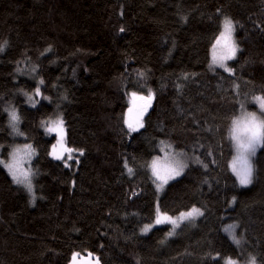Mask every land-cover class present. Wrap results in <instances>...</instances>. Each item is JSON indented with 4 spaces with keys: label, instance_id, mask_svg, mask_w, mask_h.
I'll list each match as a JSON object with an SVG mask.
<instances>
[{
    "label": "trees",
    "instance_id": "1",
    "mask_svg": "<svg viewBox=\"0 0 264 264\" xmlns=\"http://www.w3.org/2000/svg\"><path fill=\"white\" fill-rule=\"evenodd\" d=\"M225 17L231 71L212 65ZM0 45L1 153L35 152L33 194L0 166V264H264V142L250 186L230 167L233 120L264 117V0H0ZM149 96L131 132L126 116ZM60 136L68 162L52 156ZM170 146L190 161L159 193L150 165ZM157 206L203 215L142 233Z\"/></svg>",
    "mask_w": 264,
    "mask_h": 264
},
{
    "label": "snow or ice",
    "instance_id": "2",
    "mask_svg": "<svg viewBox=\"0 0 264 264\" xmlns=\"http://www.w3.org/2000/svg\"><path fill=\"white\" fill-rule=\"evenodd\" d=\"M233 31V21L226 17L223 22V31L220 33V37L217 39V44L222 45L223 47V53L217 56L216 45L213 46V63L220 64V66L225 67L227 71H231V69H228L225 66L224 62L226 60L233 59L237 51L236 47L231 42ZM0 51H3V45H0ZM40 83L43 84V80H41ZM35 95H41L39 87L36 88ZM32 99L33 98L29 96V100L31 101ZM141 99L145 98L141 97ZM253 99L259 103L262 114H264V97L256 96L253 97ZM150 102L151 96L147 98V103L143 107V110L140 111L135 117L131 116L132 109L129 110L130 117L126 121V123L131 131H136L138 130V128L143 127L140 117H142L144 111H147V107L150 106ZM18 122L19 116L13 109L9 113V123L14 132L23 135V133H19V130L17 128ZM48 123L49 132H57L58 135L63 132L62 119L58 118L57 120L49 121ZM230 139L233 142L236 152V155L231 161L230 167L233 173L237 176L239 183L241 185H248L252 182L253 171L250 157L254 155L257 146L264 142V120L258 119L255 113H248L243 118L234 119L232 122V128L230 130ZM57 143L62 144V139L58 140ZM33 151L34 150L32 149L31 145H24L22 148L18 147L13 150L11 154V160L9 162L0 161V164H3L8 169L13 177L14 182L24 185L29 192H32L33 187L31 181L32 173L30 172V170H24L21 167V163L23 158L30 157ZM73 151L75 150L63 147L60 153H57L56 145H53L52 154L56 159H63L64 153H67L68 159L71 160ZM81 154L83 153L81 152ZM151 167L152 174L155 177L154 182L158 181V183L156 184L157 189H162L170 179H174L176 176H179L186 165L183 164L180 160L176 159L175 156H173L168 160L167 163L164 164H161L159 162V158H157L153 160ZM128 171L129 173H131L132 169L129 168ZM202 215L203 212L199 208L193 207L189 211L181 212L178 217L173 218L172 216L167 215V213H162L159 206H157L154 224H171L173 226V231L169 232L168 235H173L175 228L179 227L180 223L184 221L194 220L196 217ZM154 224L145 225L142 231L145 233L150 231ZM232 227L233 226H229L228 230H231ZM235 242L239 244V240H236ZM78 255L79 254H73V264H75ZM226 264H236V262L229 258L226 261ZM250 264H256L255 257L251 258Z\"/></svg>",
    "mask_w": 264,
    "mask_h": 264
},
{
    "label": "rangeland",
    "instance_id": "3",
    "mask_svg": "<svg viewBox=\"0 0 264 264\" xmlns=\"http://www.w3.org/2000/svg\"><path fill=\"white\" fill-rule=\"evenodd\" d=\"M226 18V17H225ZM228 18V17H227ZM230 19V18H229ZM225 20V19H224ZM232 20V19H231ZM233 21V20H232ZM224 22V21H223ZM233 25H234V22H233ZM223 31V24H222V30H221V32ZM220 37V36H219ZM231 42L234 44V46L236 47V49H237V51H236V54H235V57L233 58V59H229V61L225 64V66L228 68V63H230L231 61H233L236 57H237V53H238V45H237V41H236V37H235V25H234V31H233V33H232V37H231ZM223 47H222V45H219L218 47H217V49H216V54H217V56H219V55H221L222 53H223ZM225 63V62H224ZM212 65H214V66H220V64H214L213 63V59H212ZM221 68H225V67H221ZM226 69V68H225ZM133 110V109H132ZM249 113H253L252 111L251 112H249ZM255 113V112H254ZM256 114V116H257V118L258 119H261V120H264V117L262 116V115H260V114H257V113H255ZM137 114H132L131 113V116L132 117H135ZM58 117V116H57ZM129 117H130V113L128 114V118H127V116H126V121L129 119ZM245 117V116H244ZM243 118V117H242ZM54 120H57V119H55V118H52L50 121H54ZM140 120H141V122H142V124L144 125V116L142 115V117H140ZM17 127H18V124H17ZM129 128V127H128ZM142 127H140V128H138V130L139 129H141ZM130 130V129H129ZM131 131V130H130ZM137 131V130H136ZM47 132L48 133H50V134H53V135H56V133H54V132H49L48 130H47ZM63 132H64V141H65V128H64V126H63ZM131 132H134V131H131ZM13 134L14 135H18V133L17 132H14L13 131ZM57 136V135H56ZM63 138V136H60L59 137V140H61ZM57 141H58V138L56 137V142H55V144L54 145H56V149L58 148V143H57ZM64 141L62 140V144H59L60 145V150H59V152L58 153H60V151L62 150V148L63 147H66V148H69L68 146H67V144L65 143L64 144ZM24 145H30V144H21V145H16V146H14L13 148H12V150H11V152H10V155H9V158L8 159H4L3 158V156H2V153H1V147H0V161H5V162H9L10 160H11V154H12V152H13V150L14 149H16V148H18V147H20V148H22ZM171 147V146H170ZM33 149V148H32ZM52 152H53V150H52ZM236 153V152H235ZM65 154V153H64ZM177 154H179V155H177ZM34 156H35V152L33 151L32 152V154H31V156L30 157H24L23 158V160H22V163H21V167L24 169V170H30V172L32 173V170H31V162H32V160H33V158H34ZM52 156H53V154H52ZM173 156H175L176 157V159H178V160H180L183 164H185L186 165V167H184V169H183V171L181 172V174L179 175V176H176L174 179H176V178H179L184 172H185V170H186V168H187V166H188V161H190V159L188 158V156L186 155H182L179 151H177V150H175L174 148H173V146L171 147V148H169L168 149V147H166L165 148V150H164V152H163V155L162 156H158L157 158H159V162L161 163V164H164V163H167L168 162V160L171 158V157H173ZM157 158H155V159H157ZM155 159H153V160H155ZM68 161H70L68 158L66 159V162H68ZM250 161H251V159H250ZM153 162V161H152ZM152 162H151V165H152ZM151 165H150V169H151V172H152V167H151ZM251 165H252V161H251ZM0 166H2V167H4L7 171H8V169L3 165V164H0ZM252 169H253V166H252ZM9 172V171H8ZM9 174H10V172H9ZM11 175V174H10ZM11 177H12V175H11ZM237 177V176H236ZM13 178V177H12ZM173 179H170L169 181H168V183L170 182V181H172ZM31 181H33V179H32V176H31ZM239 181V180H238ZM252 182H253V171H252ZM252 182L250 183V184H248V185H242V186H250L251 184H252ZM157 183H158V181H157ZM156 183V184H157ZM167 183V184H168ZM167 184H165L164 186H163V188L162 189H158V191H159V193H161V192H163V190H164V188L166 187V185ZM32 186H33V184H32ZM30 193H34V191H33V187H32V192H30ZM168 215V214H167ZM169 216H171V215H169ZM179 216V215H178ZM178 216H172L173 218H176V217H178ZM155 221V220H154ZM154 221L152 222V223H149V224H154ZM183 223L184 222H182V223H180V225H179V227H177V228H175V231H177L178 229H180V227L183 225ZM146 225H148V224H146ZM162 225H165V224H159V225H155L154 224V226L151 228V230L154 228V227H156V226H162ZM167 225H170V226H172L171 224H167ZM172 228H173V226H172ZM143 229V228H142ZM150 230V231H151ZM142 231V230H141ZM149 232V231H148ZM148 232H146V233H148ZM142 233H145V232H143L142 231ZM175 233V232H174ZM85 260V258L84 257H79V256H77V260H76V262H75V264H97V261H95V260H92L91 259V261L90 260H88V261H84ZM72 264H73V260H72Z\"/></svg>",
    "mask_w": 264,
    "mask_h": 264
},
{
    "label": "water",
    "instance_id": "4",
    "mask_svg": "<svg viewBox=\"0 0 264 264\" xmlns=\"http://www.w3.org/2000/svg\"><path fill=\"white\" fill-rule=\"evenodd\" d=\"M144 106H145V104H143L140 99L136 100L135 109L141 110V109H143ZM151 107H152V100H151L150 106H148V108H151Z\"/></svg>",
    "mask_w": 264,
    "mask_h": 264
}]
</instances>
